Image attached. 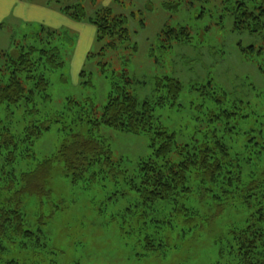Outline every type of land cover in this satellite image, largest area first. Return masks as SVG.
I'll return each mask as SVG.
<instances>
[{"label": "rangeland", "instance_id": "374dc122", "mask_svg": "<svg viewBox=\"0 0 264 264\" xmlns=\"http://www.w3.org/2000/svg\"><path fill=\"white\" fill-rule=\"evenodd\" d=\"M20 1L47 6L49 20L42 10L37 15L42 18L32 20L21 4L2 5L6 13L0 16V68L15 46L27 47L37 35L48 32L56 33L51 47L59 49L64 67L45 74L50 101L36 95L30 107L0 106V131L5 128L4 132L19 142L27 137L29 129L36 132L31 138L35 159L20 160L21 166L15 168L17 175L54 158L67 136L87 137L90 126L76 119L83 116L81 107L69 109L68 102L84 107L92 104L100 118L114 75L124 73L133 81L129 90L140 104L165 95L166 90H157L158 80L171 78L181 83L178 101L156 106L154 112L157 122L175 135L177 147H199L214 139L229 150L234 164L245 171L263 172L264 160L258 164L255 156L260 147L250 139L258 136L264 142V31L252 34L235 30V17L228 9L237 2L251 8L264 7V0ZM77 7L85 12L80 21L65 12L68 8L77 12ZM108 10L125 20L128 42L100 38L93 21ZM180 28L189 31V42H179L166 33ZM114 42H118L116 47L110 45ZM59 115L65 116L62 122H46ZM99 136L128 179L116 182L101 178L84 192L82 185L67 179L63 163L55 161L52 193L45 205L41 207L33 199L24 202L27 223L45 233L46 252L29 251L13 243L1 252L0 264H139L140 246L127 234L131 223L123 227V219L129 221L125 214H131L127 212L130 209L136 215L141 212L133 208L140 201L129 179L138 173L142 160L153 157L152 137L104 126ZM4 156L0 151V166L5 165ZM171 160L179 163L181 157L174 153ZM244 178L248 185L257 177L251 181ZM188 187L190 191L181 196L184 208L176 213V251L163 263L153 264H238L231 248L232 232L246 228L253 216L257 218L258 200L245 204L240 195L226 201L222 190L226 186L222 184L208 191L207 185L200 188L190 179ZM189 229L194 237L190 241Z\"/></svg>", "mask_w": 264, "mask_h": 264}, {"label": "trees", "instance_id": "16d2710c", "mask_svg": "<svg viewBox=\"0 0 264 264\" xmlns=\"http://www.w3.org/2000/svg\"><path fill=\"white\" fill-rule=\"evenodd\" d=\"M65 12L78 21L85 17L81 7H77L74 13L70 8ZM228 12L235 17V30L252 34L264 31L263 6L251 8L244 2H237L231 5ZM125 23L122 17H114L110 10L93 21L101 39L109 36L122 43L129 41ZM166 33L174 35V39L179 42L191 40L186 28L168 29ZM45 34L37 35L27 47L15 46L12 51L15 55L12 52L6 55L7 62L0 68V106L12 108L26 104L25 107H30L35 103L36 95L50 101V84L45 74L63 68L64 62L59 49L51 47V40L56 33ZM118 42L110 45L116 47ZM132 83L126 73L114 75L108 104L100 118L92 104L84 107L70 100L69 109L79 106L83 111V116L76 119L90 126L87 137L73 134L67 136L54 158L40 162L31 169H27V163L24 166L27 170L20 175L15 173L16 166H21L20 160L35 159L31 138L36 132L29 129L27 137L19 142L8 131L5 133V128L0 131V151L5 152V165L0 166V256L6 246L13 243L29 251L46 252L45 233L42 229L33 230L27 223L24 202L25 199H33L38 200L37 204L41 207L45 205L52 193L50 182L55 161L63 163L67 179L71 184L82 185L84 192L95 187L101 178L109 177L116 182L128 179L127 172L120 170V163L113 161L108 144L99 136L104 126L123 133L148 134L152 137L153 157L142 160L138 173L129 179L130 188L138 194L140 201L133 208L141 212L136 215L130 209L127 212L131 214H125L129 221L123 219V227L129 223L135 224L133 227L130 224L127 234L132 235L140 246L142 253L139 264L163 263L176 251L174 237L178 228L175 222L177 214L184 208L180 204L181 196L190 191V179L196 180L200 188L207 185L208 191L210 187L219 184L226 186L222 189L226 201L240 195L245 204H250L255 198L258 200L259 215L257 218L253 216L246 228L237 233L232 232L234 246L231 248L234 247L233 253L238 264H264V170L261 173L245 171L239 164H234L229 150L214 139L199 147H177L175 135L169 134L157 122L154 112L156 106L173 105L178 101L182 92L181 83L171 78L158 80L157 90H166L165 95L153 102L145 101L141 104L129 90ZM64 118V115H59L53 121L46 122L60 123ZM63 129L67 130V127L63 126ZM250 140L260 147L255 156L259 159L258 164L263 163L264 142L258 136ZM174 153L181 157L179 163L171 160ZM244 177L250 181L253 177L257 178L246 185ZM170 207H173V211L171 209L172 212L167 213ZM191 231L189 229L187 235H191ZM193 238L191 235L188 241Z\"/></svg>", "mask_w": 264, "mask_h": 264}, {"label": "crops", "instance_id": "0c3cea01", "mask_svg": "<svg viewBox=\"0 0 264 264\" xmlns=\"http://www.w3.org/2000/svg\"><path fill=\"white\" fill-rule=\"evenodd\" d=\"M9 1L7 2L5 0H0V16H3L6 13L4 11V6L2 8V5H5V3H8L10 5H13L14 7H16L17 5L21 4L23 6V8H24L23 12L28 13L29 16H30V18H28V19H32V20L34 19L35 20V19L42 18L41 16H37L40 13V10L47 12V15H46L47 19L49 17V11H48L49 8L47 6H40V5H37V3H35V2H32V3H21L22 1H20V0H14V1L12 0L10 2ZM45 8H47V9H45ZM19 16L24 17L22 13H19ZM24 18H26V17H24ZM43 20L44 19H42V21Z\"/></svg>", "mask_w": 264, "mask_h": 264}]
</instances>
